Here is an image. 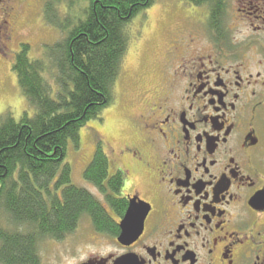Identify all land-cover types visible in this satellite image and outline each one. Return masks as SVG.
I'll return each mask as SVG.
<instances>
[{"label": "flooded vegetation", "instance_id": "flooded-vegetation-1", "mask_svg": "<svg viewBox=\"0 0 264 264\" xmlns=\"http://www.w3.org/2000/svg\"><path fill=\"white\" fill-rule=\"evenodd\" d=\"M248 1H188L197 37L182 43L183 32L175 34L154 83L144 85L140 71L127 79L139 108L127 119L129 141L109 147L117 167L110 175L123 187L109 198L95 188L115 225L96 232L111 249L76 264H264V0ZM27 9L28 0H0L3 55L13 41L30 46L21 31ZM133 199L150 209L141 234L125 244L121 223Z\"/></svg>", "mask_w": 264, "mask_h": 264}, {"label": "trees", "instance_id": "trees-1", "mask_svg": "<svg viewBox=\"0 0 264 264\" xmlns=\"http://www.w3.org/2000/svg\"><path fill=\"white\" fill-rule=\"evenodd\" d=\"M85 1L80 16L77 5ZM213 7L218 0H188ZM155 0H49L43 14L61 40L32 59L24 45L13 71L35 109L16 120L0 116V264H42L40 244L62 242L84 216L100 233L113 232L100 200L72 180L68 145L80 147V130L112 106L131 44L128 26ZM68 11L62 16L61 6ZM84 180L109 198L123 187L110 175L109 156L97 147ZM120 207L119 204H114Z\"/></svg>", "mask_w": 264, "mask_h": 264}, {"label": "rangeland", "instance_id": "rangeland-1", "mask_svg": "<svg viewBox=\"0 0 264 264\" xmlns=\"http://www.w3.org/2000/svg\"><path fill=\"white\" fill-rule=\"evenodd\" d=\"M48 1L28 0L27 12L21 17L22 40L26 41L24 44L30 45L29 56L32 59L44 56L45 46L53 45L62 38L61 32L48 26L44 14L42 16L43 8ZM229 1L234 4V0ZM85 3L82 1L75 8L76 17L81 15ZM248 5L256 6V1L249 0ZM65 8L64 5L60 8L63 17L68 13ZM238 8L240 7L237 6L236 9ZM237 14L241 15L238 12L235 15ZM229 18L232 20L233 15ZM196 19H198V15L187 0H155L152 7L139 13L129 24L131 44L122 74L116 84L114 103L110 108L104 110L98 119L90 121L80 130V147L78 149L72 142L68 145L66 163L72 167V180L76 186L85 188L96 197L101 198L95 187L84 180V172L99 145H102L109 155L110 173H114L117 169L114 162L116 153L110 154L109 147L117 148L129 141L131 134L127 119L129 120L130 114L136 113L139 108V103L135 101L134 84L127 79L132 73L140 71V73L146 72L147 79L144 85L149 86L151 81L154 83L159 78L160 63L164 58V53L170 48L171 39L175 34L183 32L182 43L191 39L190 37H197L198 32L193 29L197 26ZM248 21L254 23L255 20L248 18ZM179 39L181 38H175V40ZM198 39L203 38L201 36ZM16 46L15 41L11 42L8 45L10 49L4 55L2 54L4 51L0 47V116L10 113L16 120H20L24 113L33 116L35 109L23 95L17 76L13 71L16 55L21 51V45ZM123 76L127 78L122 84ZM124 88L127 89L125 94H123ZM120 96L122 102L129 101L124 104L125 108L122 109L121 105L123 104H120ZM132 101L133 103H131ZM138 183L142 196L150 198L147 195L149 181L140 177ZM104 236L98 234L90 218L84 216L78 230L64 241H45L40 244L41 262L42 264H76L91 253L110 250L111 246L107 240L109 238Z\"/></svg>", "mask_w": 264, "mask_h": 264}, {"label": "water", "instance_id": "water-1", "mask_svg": "<svg viewBox=\"0 0 264 264\" xmlns=\"http://www.w3.org/2000/svg\"><path fill=\"white\" fill-rule=\"evenodd\" d=\"M150 209V205L144 202L131 200L128 212L121 223L122 234L119 241L125 244L134 242L141 234L146 214Z\"/></svg>", "mask_w": 264, "mask_h": 264}]
</instances>
